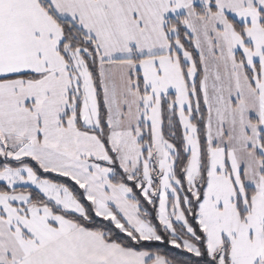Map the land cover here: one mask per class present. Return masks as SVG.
<instances>
[{
    "label": "snow or ice",
    "instance_id": "6c2138e0",
    "mask_svg": "<svg viewBox=\"0 0 264 264\" xmlns=\"http://www.w3.org/2000/svg\"><path fill=\"white\" fill-rule=\"evenodd\" d=\"M0 264H264V0H0Z\"/></svg>",
    "mask_w": 264,
    "mask_h": 264
}]
</instances>
